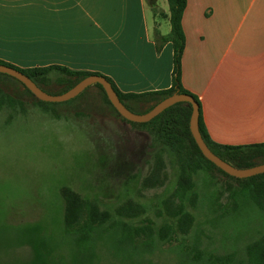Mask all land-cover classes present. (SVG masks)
Listing matches in <instances>:
<instances>
[{
  "label": "rangeland",
  "instance_id": "374dc122",
  "mask_svg": "<svg viewBox=\"0 0 264 264\" xmlns=\"http://www.w3.org/2000/svg\"><path fill=\"white\" fill-rule=\"evenodd\" d=\"M0 87L21 103L0 106V264L73 263L74 244L64 227L65 187L104 210L127 201L141 205L146 213L135 224L166 222L162 204L177 188L182 160L194 157L188 142L171 147L163 144L156 125L124 122L95 87L75 101L45 105L12 80L0 78ZM50 90L46 93L59 95V89ZM131 110L142 115L149 108ZM158 158L165 164V183L146 189L143 182ZM198 159L203 169L183 199L196 220L190 233L149 249L118 247L108 236L102 243L97 239L96 264H190L186 253L195 250L205 258L244 256L246 246L264 235V212L244 189L262 180L232 179Z\"/></svg>",
  "mask_w": 264,
  "mask_h": 264
},
{
  "label": "crops",
  "instance_id": "0c3cea01",
  "mask_svg": "<svg viewBox=\"0 0 264 264\" xmlns=\"http://www.w3.org/2000/svg\"><path fill=\"white\" fill-rule=\"evenodd\" d=\"M154 3V5H152ZM167 0H0V61L109 78L126 95L174 87ZM181 84L217 145L264 143V0H187ZM153 103L145 105L150 108Z\"/></svg>",
  "mask_w": 264,
  "mask_h": 264
},
{
  "label": "trees",
  "instance_id": "16d2710c",
  "mask_svg": "<svg viewBox=\"0 0 264 264\" xmlns=\"http://www.w3.org/2000/svg\"><path fill=\"white\" fill-rule=\"evenodd\" d=\"M167 1L169 4V18L172 29L169 37L161 38V40L164 42H171L173 45L174 87L169 91L159 94L126 95L121 93L109 78H106L112 84L121 102L130 111H132L131 109L140 111L145 105L153 103V106H151L148 111H140L141 114H145L166 98L175 94L190 95L194 97L200 105L197 97L186 91L181 84L182 57L186 43L182 21L187 7V0ZM152 5H154V3H152ZM0 65H5L22 72L41 90L47 93L53 92L50 90L52 88L59 89V95L67 93L87 77L93 75L102 76L97 73L73 71L61 67L20 69L2 61H0ZM0 78H7L16 82L25 89V92L30 97L35 98L34 95L16 79L3 74H0ZM92 87L97 88L101 92L104 104L109 106L124 122L140 127L156 125V133L161 137L163 144L175 147L188 142L194 157L190 156L188 157L189 159L182 160L177 188L173 196L166 199L162 204L163 210L160 211V214L166 218V222L160 226H157L151 220H146L141 224H135L133 221L142 217L146 212L141 205L133 201H127L114 211L104 210L97 202L85 199L71 188H63L61 190V197L64 201V227L66 235L72 238V243L74 244V251L70 253V257L73 258L72 264H96V241L100 239L102 243L104 237L107 236L109 243H113L118 247H131L133 249L142 247L149 249L157 245L158 242L172 243L177 240L179 236H187L193 229L196 220L195 216L187 210L186 205L183 203V199H186L187 196L193 192L195 189L194 176L203 169L198 157H200L204 163L217 169L226 177H230L209 162L199 150L190 131V119L192 115V106L190 104H177L148 124H135L126 121L118 114L108 100L101 85ZM90 88L85 90L76 99L84 96ZM76 99H74V101ZM37 103L40 105L47 104L39 100H37ZM18 104L21 103L16 101L11 94L0 87V106L9 105L13 107ZM200 132L210 150L235 168L248 169L264 164V143L251 146L228 147L220 146L212 142L203 125L201 105ZM164 169V161L158 158L155 161L151 175L144 180L143 187L146 189H153L157 186L164 185L166 178L163 175ZM254 179H261L262 182L254 184L253 186L248 185V187H245L244 191L248 194V198L252 201L253 205L264 212V175ZM254 179L251 180L253 181ZM255 180L253 182H255ZM176 200L180 202L177 203ZM35 251L36 257L41 258L43 256L39 247H37ZM186 255L190 259L186 258L185 262L188 263V261H190V264H230L235 262L236 258L241 264H264V235L249 243L246 246L244 256L240 258L235 253L226 256L211 254L205 258L206 255L199 250L186 253Z\"/></svg>",
  "mask_w": 264,
  "mask_h": 264
},
{
  "label": "water",
  "instance_id": "95a60500",
  "mask_svg": "<svg viewBox=\"0 0 264 264\" xmlns=\"http://www.w3.org/2000/svg\"><path fill=\"white\" fill-rule=\"evenodd\" d=\"M0 74L7 75L11 78L16 79L17 81L22 83L25 88L28 89L37 100L44 103L69 102L71 100L76 99L88 88L95 85H101L107 95L108 100L110 101L114 109L118 112V114L126 121L135 124H148L152 122L155 118L160 116L162 113H164L166 110L170 109L171 107L177 104H190L192 106L190 131L199 150L209 162H211L213 165H215L218 169H220L228 176L239 180L250 179L256 176L264 175V164L248 169H238L222 160L210 150L200 132V105L194 99V97L190 95L175 94L171 97L166 98L164 101L156 105L151 111L142 115H138L131 112L124 106L118 94L114 90L112 84L105 77L102 76L93 75L87 77L67 93L58 96H52L41 90L28 76L14 68L5 65H0Z\"/></svg>",
  "mask_w": 264,
  "mask_h": 264
}]
</instances>
